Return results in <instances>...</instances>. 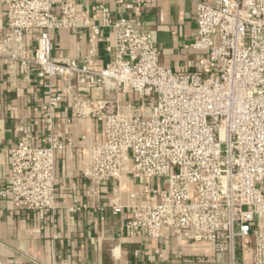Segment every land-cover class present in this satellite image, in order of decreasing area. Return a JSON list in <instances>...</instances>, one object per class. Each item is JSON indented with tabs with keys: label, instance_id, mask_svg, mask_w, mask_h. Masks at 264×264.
Segmentation results:
<instances>
[{
	"label": "built area",
	"instance_id": "obj_1",
	"mask_svg": "<svg viewBox=\"0 0 264 264\" xmlns=\"http://www.w3.org/2000/svg\"><path fill=\"white\" fill-rule=\"evenodd\" d=\"M194 2L195 36L184 48L202 56L195 73L181 75L160 64L141 21L110 23L105 10L114 36L111 62L95 68L101 37L95 25L88 27L85 57L53 59L51 32L77 25L72 1L5 0L0 57L18 64L21 74L34 68L48 95L40 117L47 134L40 142L34 143L30 121L16 124L21 139L9 151L1 199L21 212L54 211L55 157L70 150L71 141L55 133L53 116L68 102L72 118L92 117L102 136L88 149L83 173L91 200L126 176L161 182L157 190L146 186L130 195L126 237L187 242L195 255L176 264H245L251 239V264H264V0ZM35 31L37 47L29 55L26 38ZM52 79L62 81L59 94L52 93ZM149 195L157 201L143 203ZM155 254L163 264L161 249Z\"/></svg>",
	"mask_w": 264,
	"mask_h": 264
},
{
	"label": "crops",
	"instance_id": "obj_2",
	"mask_svg": "<svg viewBox=\"0 0 264 264\" xmlns=\"http://www.w3.org/2000/svg\"><path fill=\"white\" fill-rule=\"evenodd\" d=\"M59 1V0H55ZM78 14L74 28L50 34V56L57 60H79L88 52V27L95 25L100 33L96 41L100 70L114 58V36L110 24L119 17L136 18L150 32L153 45L160 51V64L175 74L196 72L202 53L187 50L196 31L194 0H71ZM210 2L211 0H205ZM130 5L133 9H125ZM138 8L136 16L134 9ZM5 0H0V35L6 22ZM59 14V7L52 9ZM39 32L26 38L27 54L37 47ZM53 94L62 88L60 79L51 80ZM47 91L39 85L34 68L21 74L18 64H9L0 57V191L8 187L9 151L21 139L15 129L19 121L32 123L34 143L46 133L40 120L41 105ZM100 97V91H94ZM71 120L70 124L67 123ZM56 134L69 137L71 149L58 152L55 157L54 211L21 212L0 198V264H159L155 250L161 249L164 263L176 264L181 257L195 255L194 249L180 239L167 242L151 241L145 235L130 239L124 227L130 218V195L142 193L144 187L155 190L161 182L135 180L126 176L120 181L106 183L99 198L86 195L87 181L83 178L88 161V149L102 142L99 125L90 117L72 118L70 103L64 102L54 112ZM157 201L154 196H143V203ZM120 207L114 213L113 206ZM264 227V213L261 219ZM252 240L246 241L243 262L251 264Z\"/></svg>",
	"mask_w": 264,
	"mask_h": 264
}]
</instances>
